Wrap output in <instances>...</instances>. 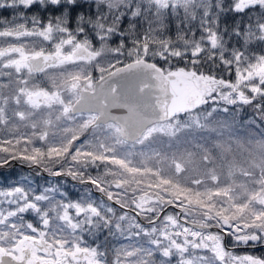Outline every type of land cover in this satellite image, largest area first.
Returning a JSON list of instances; mask_svg holds the SVG:
<instances>
[{
  "label": "snow or ice",
  "instance_id": "1",
  "mask_svg": "<svg viewBox=\"0 0 264 264\" xmlns=\"http://www.w3.org/2000/svg\"><path fill=\"white\" fill-rule=\"evenodd\" d=\"M0 264H264V0H0Z\"/></svg>",
  "mask_w": 264,
  "mask_h": 264
},
{
  "label": "flooded vegetation",
  "instance_id": "2",
  "mask_svg": "<svg viewBox=\"0 0 264 264\" xmlns=\"http://www.w3.org/2000/svg\"><path fill=\"white\" fill-rule=\"evenodd\" d=\"M16 167H17V169L19 170V165H16ZM23 173H27V169H23V170H21ZM238 251H240V252H243L244 250L243 249H240V250H238ZM248 251H253V250H251V249H248ZM255 252H256V254H260L261 253V250H259V249H257V250H255Z\"/></svg>",
  "mask_w": 264,
  "mask_h": 264
},
{
  "label": "water",
  "instance_id": "3",
  "mask_svg": "<svg viewBox=\"0 0 264 264\" xmlns=\"http://www.w3.org/2000/svg\"><path fill=\"white\" fill-rule=\"evenodd\" d=\"M113 112L114 114H117V115L122 114V110H119V109H114Z\"/></svg>",
  "mask_w": 264,
  "mask_h": 264
}]
</instances>
